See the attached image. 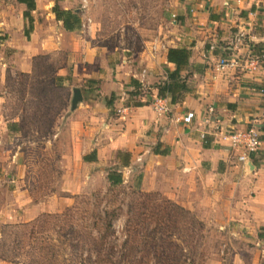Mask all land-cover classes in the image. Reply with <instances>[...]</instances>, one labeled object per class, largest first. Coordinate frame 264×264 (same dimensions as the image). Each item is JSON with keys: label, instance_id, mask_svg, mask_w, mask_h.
<instances>
[{"label": "rangeland", "instance_id": "1", "mask_svg": "<svg viewBox=\"0 0 264 264\" xmlns=\"http://www.w3.org/2000/svg\"><path fill=\"white\" fill-rule=\"evenodd\" d=\"M47 1L34 17L36 35L28 32V22L24 29L3 31L0 254L11 260L0 257V264H264L263 216L235 207L229 199L234 195L226 199L229 190L221 205L210 198L190 200L188 207L161 191L144 190L141 167L114 164L124 158L119 151L92 167L74 156V87L84 95L87 86L93 94L102 87L92 80L74 82L76 55L83 62L90 49L97 65L142 69L144 54L164 53L162 39L176 32L173 14L179 23L187 0H87L85 7L83 0ZM57 1L79 12L80 30L65 32L53 13ZM12 12L16 19L17 10ZM228 27L239 30L231 20ZM41 38L48 42L43 53L34 49ZM230 157L228 176L234 177L240 164L234 151ZM111 167L122 172L123 184H109ZM243 171L250 174L246 165ZM259 191L241 197L256 196L254 202L264 207ZM23 210H31L29 220L21 219ZM105 210L112 224L101 219Z\"/></svg>", "mask_w": 264, "mask_h": 264}, {"label": "crops", "instance_id": "2", "mask_svg": "<svg viewBox=\"0 0 264 264\" xmlns=\"http://www.w3.org/2000/svg\"><path fill=\"white\" fill-rule=\"evenodd\" d=\"M36 3L33 17L48 1L36 0ZM12 10H17L16 19ZM25 10L24 3L0 0L1 31L24 29L28 22L24 17ZM179 17V23L177 19L174 21L176 32L162 39L166 44L164 53L159 56L144 54L139 62L142 69L137 65L122 68L108 61L97 65L95 58L98 57L90 49L83 62L82 54L81 59L76 55L74 82L82 86L81 80H92L101 82L102 86L96 94L87 86L89 90L85 95L82 93L83 100L71 116L76 161L89 167L102 165L108 162L112 152L124 151L129 153L127 161L118 158L114 164L133 170L134 165L141 167L142 188L146 191H161L188 206L190 200L210 198L221 205L227 189L226 199L234 195L229 199L235 200V207L243 206L254 217L259 213L264 219V207H260L261 201L254 202L256 196L241 197L243 192V195L250 193L252 196L255 191L264 190L261 188L264 183V140L244 164L221 139L224 133L232 130L251 125L260 130L264 124V68L250 46L264 43V0H187ZM230 20L239 30L247 32L245 43L233 42L237 32L229 30ZM33 27L32 35H36L37 28ZM42 38L38 39L34 49L43 53L48 42ZM168 47L191 48V63L203 65L204 70L194 73L176 103L166 97L169 110L159 113L153 106V100L158 96L155 86L166 79V70L162 71L160 65L174 68L167 61ZM251 58L257 59L255 67L247 64ZM234 59L235 66L218 68L220 61ZM132 79L140 83L141 89L148 87L152 92H142L133 98ZM111 96L113 102L108 105ZM136 101L142 105L136 106ZM210 106L214 107V114L207 120ZM177 117L181 120L177 121ZM156 148L161 150L160 153H156ZM232 151L241 167H236L234 177L228 176L229 170L233 169ZM93 156L95 160L90 159ZM243 164L250 174H244ZM261 196L264 194L260 193ZM23 211L21 219L29 220L31 210ZM260 225L264 227V222Z\"/></svg>", "mask_w": 264, "mask_h": 264}, {"label": "trees", "instance_id": "3", "mask_svg": "<svg viewBox=\"0 0 264 264\" xmlns=\"http://www.w3.org/2000/svg\"><path fill=\"white\" fill-rule=\"evenodd\" d=\"M20 3H24L26 5V10L24 11V17L28 21V32L33 29V22L34 17L32 12L36 9L37 3L36 0H16ZM53 13L55 14L56 18L62 21L64 28L67 31H77L80 30L82 25L81 15L79 12L70 9L62 8L58 1L53 7ZM7 39V35L4 34L0 29V51L4 41ZM252 51L256 58L262 62L264 68V43H257L251 44ZM191 55L192 49L188 47H169L167 49V61L174 65L173 69H166V79L161 80L159 83L156 84V89L158 90V96L162 97H169L172 103H176L182 93L186 91L189 80L193 77L195 72H202L204 70V66L201 64H192L191 63ZM131 83L134 85V90L131 92L132 97H138L142 95V89L140 83L132 79L130 80ZM108 105H111L113 102V96L108 98ZM136 106L142 105L141 102H135ZM260 131L262 132L261 139L264 140V124L260 127ZM156 153H160L161 150L159 148L155 149ZM165 150H163V153ZM119 153H123L124 158L122 160L124 162L127 161L129 153L124 151H119ZM87 159V157H85ZM95 160V156L92 158ZM107 180L111 186H116L123 184L124 177L121 171L116 170L115 168L111 167L107 174ZM108 211H103L101 214V219H108ZM109 223L112 224V221L109 220ZM43 249V248H40ZM5 255V254H3ZM6 256V255H5ZM0 257L3 259L11 260V257L8 256L4 257L0 254ZM43 257V256H42ZM44 259V257L42 258ZM13 261V260H12ZM39 263L41 264L42 261L40 260ZM32 264V263H31Z\"/></svg>", "mask_w": 264, "mask_h": 264}, {"label": "built area", "instance_id": "4", "mask_svg": "<svg viewBox=\"0 0 264 264\" xmlns=\"http://www.w3.org/2000/svg\"><path fill=\"white\" fill-rule=\"evenodd\" d=\"M83 6L87 4V0H83ZM175 21V14H173ZM84 25V24H83ZM247 35V32L243 29L237 31L233 37V42L235 44H240L243 42ZM236 60H222L218 63L219 69H224L225 67H232L236 65ZM247 64L252 67L257 65V59L251 58L247 61ZM153 106L159 113H164L169 110V102L166 97L156 96L153 100ZM208 118L207 120L212 119L214 114V107L210 106L207 109ZM181 118L177 117V121H180ZM226 144L237 153L238 159L241 162H247L250 160V157L253 153L258 151L262 145L261 132L257 126L251 125L242 130H232L230 132L224 133L221 137Z\"/></svg>", "mask_w": 264, "mask_h": 264}, {"label": "water", "instance_id": "5", "mask_svg": "<svg viewBox=\"0 0 264 264\" xmlns=\"http://www.w3.org/2000/svg\"><path fill=\"white\" fill-rule=\"evenodd\" d=\"M83 100V95L81 92V89L79 87L74 88V95L72 98L71 107L73 110H75L78 106V104Z\"/></svg>", "mask_w": 264, "mask_h": 264}]
</instances>
